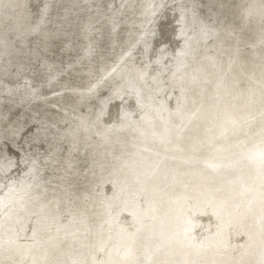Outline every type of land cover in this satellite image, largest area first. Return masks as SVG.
<instances>
[{
    "label": "bare ground",
    "instance_id": "bare-ground-1",
    "mask_svg": "<svg viewBox=\"0 0 264 264\" xmlns=\"http://www.w3.org/2000/svg\"><path fill=\"white\" fill-rule=\"evenodd\" d=\"M0 264H264V0H0Z\"/></svg>",
    "mask_w": 264,
    "mask_h": 264
},
{
    "label": "rangeland",
    "instance_id": "rangeland-1",
    "mask_svg": "<svg viewBox=\"0 0 264 264\" xmlns=\"http://www.w3.org/2000/svg\"><path fill=\"white\" fill-rule=\"evenodd\" d=\"M235 238H236V241H239V240H240L239 242L243 241L242 239H240L241 237H240V238H238V237H235ZM87 243H88V242H85V246H88V244H87ZM241 243H242V242H241ZM88 247L90 248V246H88Z\"/></svg>",
    "mask_w": 264,
    "mask_h": 264
}]
</instances>
